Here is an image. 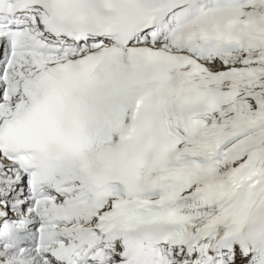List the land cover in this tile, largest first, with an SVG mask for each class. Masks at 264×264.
<instances>
[{
    "label": "snow or ice",
    "instance_id": "obj_1",
    "mask_svg": "<svg viewBox=\"0 0 264 264\" xmlns=\"http://www.w3.org/2000/svg\"><path fill=\"white\" fill-rule=\"evenodd\" d=\"M0 264H264V0H0Z\"/></svg>",
    "mask_w": 264,
    "mask_h": 264
}]
</instances>
